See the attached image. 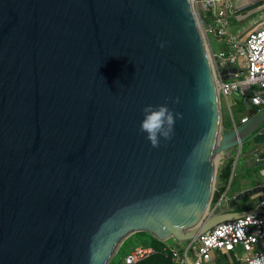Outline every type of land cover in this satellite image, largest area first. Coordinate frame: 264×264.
<instances>
[{
  "label": "water",
  "instance_id": "95a60500",
  "mask_svg": "<svg viewBox=\"0 0 264 264\" xmlns=\"http://www.w3.org/2000/svg\"><path fill=\"white\" fill-rule=\"evenodd\" d=\"M162 104L178 115L153 147L143 109ZM222 127L193 0H0V264H109L132 234L264 215L239 209L263 185L209 211L218 153L252 140L264 173V111Z\"/></svg>",
  "mask_w": 264,
  "mask_h": 264
},
{
  "label": "built area",
  "instance_id": "2783aa9c",
  "mask_svg": "<svg viewBox=\"0 0 264 264\" xmlns=\"http://www.w3.org/2000/svg\"><path fill=\"white\" fill-rule=\"evenodd\" d=\"M193 5L209 49L220 102L222 99L228 101L236 93L242 97L248 109L240 124L232 117L233 127L237 128L264 111V26L243 39L230 31V15L235 11V0H221L220 4L219 0H193ZM201 7H204L210 22L204 20ZM212 39L222 42L223 49L215 51ZM230 69L237 70L234 77L221 80V71ZM251 86L257 89H251ZM236 165H233V171ZM218 192L214 187V193ZM227 192L220 195L216 204L226 201ZM258 208H264V197L259 199ZM173 241L172 244L162 242L164 245L161 249L151 245L133 247L121 260L124 264H138L160 254L174 264H215L221 255H226L237 264H251L257 257H264V215H248L223 222L196 240L184 242V246L181 242ZM241 252L245 255L241 256Z\"/></svg>",
  "mask_w": 264,
  "mask_h": 264
},
{
  "label": "rangeland",
  "instance_id": "374dc122",
  "mask_svg": "<svg viewBox=\"0 0 264 264\" xmlns=\"http://www.w3.org/2000/svg\"><path fill=\"white\" fill-rule=\"evenodd\" d=\"M221 3V0H219V4ZM201 9H204V7H201ZM237 18L236 17H231L230 18V23H231V26H230V29L233 30V32H235V30H238V24L237 23ZM241 22V21H239ZM242 23V22H241ZM263 23V17L261 16V13L260 12H256L253 14V16L247 21V23H245L243 26V33L242 35H238L239 37L245 39L248 34L250 32H254L256 30H258L260 28V24ZM240 25V24H239ZM241 26V25H240ZM234 34H238L237 32H235ZM216 40L215 39H212V44L216 47V50H219L221 47L220 44L217 42L216 44ZM243 78V77H242ZM251 89H257L256 86H251ZM245 101L243 100H237L235 97L231 96L229 97L228 101L226 99H222V102H221V116H222V124H223V127H222V130L223 132L226 131L228 128L231 129V128H234L233 127V119L232 117L234 118L235 122L237 124H240V121L242 119V117L246 114H248V109L244 103ZM230 105V107H229ZM257 148V146H255L253 144V141L252 140H248L246 141L242 147H237L232 156L230 158H226L224 156L223 153L220 154V157H219V160H218V164H217V173H216V181H215V188L218 189V177L220 175V172L222 170V168L227 165L230 161H234L233 162V165L235 166V164L237 163L238 165V170L237 172L239 173V170H240V167H243L244 163H245V157L249 156L250 153H252L255 149ZM239 153L241 154L240 157L238 158V155ZM239 159H241L240 161V164H239ZM236 165V167H237ZM236 169V168H235ZM259 176V178L261 179V181H264V178H261L259 174H257ZM234 177L233 175V170H232V178ZM231 178V179H232ZM240 178V176H239ZM238 177H235L234 178V182L236 181H239ZM215 193L213 192V199L211 201V205H210V209L209 211L212 210V208L216 205V202H215ZM169 243H173V239L171 240H168ZM124 244H126V246L124 247ZM151 243H150V240H149V237L148 236H140L138 233L137 234H132V235H129L128 237H126L122 242L121 244L117 247L112 259H111V264H124L121 260V258L123 257V255H125L128 250H130L131 248L133 247H136V246H140V245H143V246H149ZM183 246H184V243H183ZM124 247V248H123ZM123 248V250H122ZM241 256H244V252H241L240 253ZM217 261L219 262H222L223 264L224 263H227V262H230L234 260L229 257H227L226 255H221ZM240 264H243V263H240Z\"/></svg>",
  "mask_w": 264,
  "mask_h": 264
},
{
  "label": "crops",
  "instance_id": "0c3cea01",
  "mask_svg": "<svg viewBox=\"0 0 264 264\" xmlns=\"http://www.w3.org/2000/svg\"><path fill=\"white\" fill-rule=\"evenodd\" d=\"M235 3H236L235 11L230 15V18L236 17L237 23H239L241 25L240 26L238 24L239 28H238V30H235V32L238 33L237 36L240 34L242 35L243 27H244L243 25L245 23H247V21L256 12H260L261 16L263 17V23L260 24V28H262L264 26V0H235ZM202 16L204 17V20L206 22H210V18L208 16V14L206 13L205 9H202ZM239 21H241L242 23ZM230 26H231V23H230ZM230 31L232 34L235 33L231 29H230ZM234 35H236V34H234ZM217 42L220 44L219 47H221V48L219 50H216V47L214 45H213V47H214L215 51H220L223 49L224 44L220 41H217ZM217 42H216V44H217ZM236 99L239 100L238 98H236ZM246 115H244V116H246ZM240 160L241 159H239V164L241 162ZM237 168H238V165H237L235 171H233L234 177L231 179V181L227 185H225L224 181H220L218 183L219 184L218 188H224L225 187V191L223 194H225L228 189H229V193H232V195H236L237 193H239L241 191H244L246 189H250V188L255 187L257 185H263L264 186V181H261V179L257 175V174H259L261 178H264V173H259L254 168L249 166L247 157H245V163H244L243 167H240L239 173L237 172V170H238ZM239 176H240V178H239ZM235 177H238L240 180L234 182ZM227 197H230V195L228 194ZM261 197H264V192L258 194L252 200L241 202L239 209H241V210L245 209L246 210V209L258 208V201Z\"/></svg>",
  "mask_w": 264,
  "mask_h": 264
},
{
  "label": "clouds",
  "instance_id": "9594fccd",
  "mask_svg": "<svg viewBox=\"0 0 264 264\" xmlns=\"http://www.w3.org/2000/svg\"><path fill=\"white\" fill-rule=\"evenodd\" d=\"M176 115L167 104L144 107L140 130L146 134V139L153 147H159L162 139L170 140L172 138ZM251 264H264V257H257L251 261Z\"/></svg>",
  "mask_w": 264,
  "mask_h": 264
},
{
  "label": "trees",
  "instance_id": "16d2710c",
  "mask_svg": "<svg viewBox=\"0 0 264 264\" xmlns=\"http://www.w3.org/2000/svg\"><path fill=\"white\" fill-rule=\"evenodd\" d=\"M233 162L234 161H230L227 165H225L221 172L220 175L218 177V181H224L225 185H227L232 178V170H233ZM219 192L215 194V202H217V199L220 197V195L225 191V187L224 188H218ZM137 234V233H136ZM140 236H148L149 240H150V245L153 246L156 249H161L163 247V243L158 241L157 239H155L154 237H152L150 234L148 233H138ZM126 246V244H124V247ZM123 247V248H124ZM122 248V250H123ZM129 251V250H128ZM127 254V253H126ZM125 254V255H126ZM124 256V255H123ZM138 264H174L170 259L165 258L163 255H155L153 257H150L146 260H143L141 262H139ZM216 264H223L222 262L217 261ZM224 264H233L230 262L224 263ZM237 264V263H234Z\"/></svg>",
  "mask_w": 264,
  "mask_h": 264
},
{
  "label": "bare ground",
  "instance_id": "6f19581e",
  "mask_svg": "<svg viewBox=\"0 0 264 264\" xmlns=\"http://www.w3.org/2000/svg\"><path fill=\"white\" fill-rule=\"evenodd\" d=\"M220 154H221V152H220V153H218L217 161L219 160Z\"/></svg>",
  "mask_w": 264,
  "mask_h": 264
}]
</instances>
